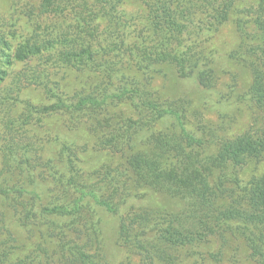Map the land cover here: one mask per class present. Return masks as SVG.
<instances>
[{
    "label": "rangeland",
    "instance_id": "1",
    "mask_svg": "<svg viewBox=\"0 0 264 264\" xmlns=\"http://www.w3.org/2000/svg\"><path fill=\"white\" fill-rule=\"evenodd\" d=\"M146 1H122L120 24L105 15L104 0H0V107L14 100L0 109V264H263L233 221L183 247L159 237L186 226L182 212L191 203L181 192L134 182L129 162L145 154L168 163L159 140L180 132L173 113L151 114L150 100L178 110L188 131L206 138L200 159L220 139L264 141V108L250 95L262 0H223L231 11L207 27L202 46L192 30L183 42L177 33L180 50L170 49L175 57L156 64L151 77L130 59L132 46L156 41L154 26L163 20L151 18ZM191 3L188 26L210 21L217 7ZM203 54L213 70L206 85L179 72L184 60ZM127 86L141 89L140 106L122 92ZM132 121L140 124L126 125ZM262 176L264 153L215 169L210 183L222 181L223 190L213 194L215 212L246 207L244 185Z\"/></svg>",
    "mask_w": 264,
    "mask_h": 264
},
{
    "label": "trees",
    "instance_id": "2",
    "mask_svg": "<svg viewBox=\"0 0 264 264\" xmlns=\"http://www.w3.org/2000/svg\"><path fill=\"white\" fill-rule=\"evenodd\" d=\"M69 1L73 2L74 0ZM122 1L124 0H104L105 5L110 9L108 12L106 8L105 15L120 24L122 19L127 17L123 11H120ZM174 1L178 4L175 5ZM209 1H213L217 7L210 11V21H202L196 27L192 25L188 26L189 22L193 21L192 16L195 13V4L191 3L188 5L187 0H147L146 2L153 9L150 13L151 18H158V15L161 14L160 16L163 17V20L162 22L158 21L154 26V30L157 32L155 42L143 45L141 48L138 45L131 47V62H133L139 71L151 77V71L155 65L161 63V61L168 60L172 56L170 49H174V51L180 50L174 44V41L178 39V34H180L181 41L183 42L188 35L187 31L192 30V40H194L197 46H202V37L208 33L207 27L215 26V24H220L226 20L231 11L229 9L233 5L229 1ZM258 7L259 9L256 10V25L261 32V42L254 47L256 62L252 68L254 81L250 95L257 105L264 108V0H262ZM151 24L154 25L153 22ZM159 24L161 25V29L158 28ZM242 38L244 39V35ZM187 52L190 54L189 50ZM167 53L168 56H166ZM19 56L22 58L21 55ZM71 57L73 56H68V58ZM174 57L175 55L172 56V59ZM208 61L209 58L204 54L202 56H190L189 60H184L183 65L180 64L181 70L179 72L184 77H195L199 83L206 85V76L210 80L211 74L213 75L212 68L207 67V64L209 66ZM138 85L140 83L136 86ZM122 92L129 95L128 97L133 101L135 106L141 105L139 103L143 100L140 97L142 93L140 88L127 86ZM92 100L91 97L83 98V102L85 103H92ZM13 102V98L5 101L0 109L11 106ZM144 104L153 107L154 112L151 114L154 117L164 118L173 113L175 119L174 127H178L180 132L176 134H164L159 140L160 146H163L166 152V158H169L168 163H163L161 156L159 159H155L145 154H141L129 161L136 176L134 182L151 189H161L167 193L181 192L182 195H187L191 203L187 212H182L187 213L183 218L182 216H177L186 222V226L175 225L172 228L173 231L168 230V235L174 232L171 236L172 238L167 235L159 237L173 247H183L195 242L203 233H207V235L212 233L218 223L233 221L229 222L231 223L230 225L229 223H226V225H229L235 233H238L245 239L252 255L264 264V176L254 178L250 183L244 185L243 191L246 194V207H231L225 212H215L217 206L215 205V199H213V194H218V192L223 193L222 181L219 182L220 184L217 185V188L210 183L212 182V177L215 175V169L227 167L230 162L242 164L248 158L262 155L264 153V141L254 139L248 135L239 136L233 141L220 139L219 143L221 144L218 145L216 152H210L207 158L201 156L202 158L200 159L199 150L204 147L206 138L188 131L185 127L186 123L183 121L182 115L178 110L164 107L163 105L157 106L151 100ZM38 109L45 112L48 110V107ZM139 124L140 121H132L126 125L136 127ZM70 163L73 165L72 160ZM81 195L82 200L87 196L85 192L81 193ZM102 203L112 209L107 202ZM53 210L61 212L65 209L57 207ZM61 213L69 214L72 212L66 210ZM188 213H191L194 219Z\"/></svg>",
    "mask_w": 264,
    "mask_h": 264
}]
</instances>
